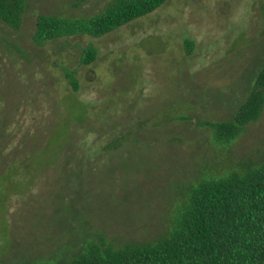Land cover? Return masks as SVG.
<instances>
[{
  "label": "rangeland",
  "instance_id": "1",
  "mask_svg": "<svg viewBox=\"0 0 264 264\" xmlns=\"http://www.w3.org/2000/svg\"><path fill=\"white\" fill-rule=\"evenodd\" d=\"M110 1L25 0L20 29L0 21V264H66L97 232L156 239L180 188L264 160V109L228 150L198 127L229 119L264 64V0H166L98 38L32 41L38 14ZM169 109L188 120L147 124Z\"/></svg>",
  "mask_w": 264,
  "mask_h": 264
},
{
  "label": "trees",
  "instance_id": "2",
  "mask_svg": "<svg viewBox=\"0 0 264 264\" xmlns=\"http://www.w3.org/2000/svg\"><path fill=\"white\" fill-rule=\"evenodd\" d=\"M80 0H76L78 4ZM166 0H111L94 14L80 17L38 14L32 41L74 37L98 38L161 7ZM27 10L25 0H0V21L14 30L21 28ZM187 53L191 41H185ZM89 46L81 63L95 60ZM73 91L78 89L73 72L66 73ZM264 109V64L257 70L245 99L227 120H201L214 146L228 150ZM171 109L152 117L147 124L165 126L187 121ZM127 136L117 138L105 150L116 149ZM232 166V165H231ZM227 171L201 174L180 188L167 229L156 239L111 244L96 233L66 264H264V160L228 167Z\"/></svg>",
  "mask_w": 264,
  "mask_h": 264
}]
</instances>
